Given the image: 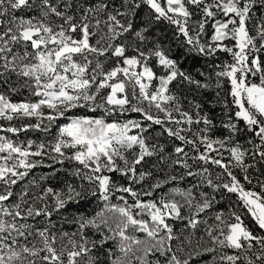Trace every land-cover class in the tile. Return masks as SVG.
Here are the masks:
<instances>
[{"label": "snow or ice", "instance_id": "6c2138e0", "mask_svg": "<svg viewBox=\"0 0 264 264\" xmlns=\"http://www.w3.org/2000/svg\"><path fill=\"white\" fill-rule=\"evenodd\" d=\"M161 21L189 51L231 55L215 73L226 134L173 91L210 85L149 40ZM259 53L264 0H0V264H264V180L249 171L264 169ZM20 88L34 99L13 102ZM29 130L50 139H20ZM65 164L79 183H48Z\"/></svg>", "mask_w": 264, "mask_h": 264}, {"label": "trees", "instance_id": "16d2710c", "mask_svg": "<svg viewBox=\"0 0 264 264\" xmlns=\"http://www.w3.org/2000/svg\"><path fill=\"white\" fill-rule=\"evenodd\" d=\"M143 20H144V14L141 13L140 18L137 19V23L140 24L143 22ZM212 32L213 29L211 27V22H210L209 24L206 25V33L203 36V40L210 42V36ZM149 40L150 41L158 40L164 46V48L169 51L171 57L179 62L181 69L184 70L185 72L192 74L196 79H200L201 81H204L205 78H207V82L210 85L208 89H195L194 86H188L186 83L181 85H175L174 82L173 91H175L177 94L187 97L188 100H193L201 103L202 111L204 113H207L217 125V129L214 134L217 136L226 134L225 131L219 127V125L221 119L226 118L224 116L225 109L223 105V100L226 97V93L230 88V85L226 80H223L221 78L220 83L222 86L218 88L216 86L217 78L215 73L219 70V68L217 67L218 65H223L226 62L232 61L231 55L223 51H217L214 56H206V55L198 54L194 51H189V48L184 46L182 42L183 38L177 40L176 37L174 36V27L170 26L166 21H161L151 26ZM259 55L264 57V53H259ZM157 70L160 71L159 68H157ZM201 73H203L204 76H201L200 75ZM254 79L256 80V82H258V77ZM13 80H15L14 77ZM12 86L19 87V84H13ZM8 87L9 86H4V88L0 90L7 91ZM217 93H219V95H217ZM10 96L13 102H20L26 99H34L33 97L30 96L26 88H20V94L10 93ZM227 99L230 100L231 97L227 96ZM185 106H187V101H185ZM129 115L132 118H136L138 116V114L135 113ZM28 122L29 121L27 120L13 121V123L17 125ZM0 124L6 125L7 122L0 121ZM20 139H32L37 142H40L46 139H50V137L43 132L29 130L27 133H21ZM238 139L240 140L241 143H246V137L244 135H240ZM168 147H169V151H171V146L169 145ZM56 168L60 169V171L56 172L54 175H51L52 169L44 168V167L35 169L34 172L37 176L51 175V179L48 181V183L52 184L53 186H60L61 182L66 179L74 183H79L78 178L71 177L68 174V172L65 171V169L70 168V165L65 164L63 167L60 165H56ZM145 168L153 170L154 175L157 177H162L164 174L159 170V168L151 169V164L146 165ZM167 171H168L167 168H165L164 172ZM249 171L253 177L254 184L257 179L264 180V175H261V171H264V169H262L260 165H257L256 169H250ZM113 176L114 179L120 180V182L122 183L124 182L123 179L120 178L118 175L113 174ZM169 187L171 186L167 185L161 191H167ZM248 187L251 188L252 185H248ZM254 190L259 191V186L256 185ZM218 199H220V203L217 205V208L223 209L225 212H227L230 207L235 206V202H236L235 195L226 194L223 198H220L218 196ZM98 210L99 208L95 200H92L90 203L82 205L80 208V212L87 216L94 215L95 212ZM244 220L245 223L248 224L250 227H255L254 222L251 220L249 216H244ZM64 230L74 231L75 226L73 224H65Z\"/></svg>", "mask_w": 264, "mask_h": 264}]
</instances>
